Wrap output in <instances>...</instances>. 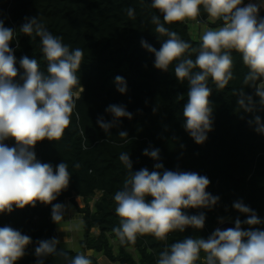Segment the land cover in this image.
I'll return each mask as SVG.
<instances>
[{
  "label": "trees",
  "instance_id": "obj_1",
  "mask_svg": "<svg viewBox=\"0 0 264 264\" xmlns=\"http://www.w3.org/2000/svg\"><path fill=\"white\" fill-rule=\"evenodd\" d=\"M248 1L243 0V5ZM151 3L152 0H0V21L14 31L9 44L18 70L14 82L23 83L20 77L24 69L19 61L24 56L36 59L42 72L46 73L47 69L40 38L20 31L26 19L38 18L70 50L80 48L84 53L77 72L83 92L79 85L74 88L78 98L69 127L60 140L45 139L33 149L36 159L52 165L54 171L60 163L67 164L68 187L51 204L37 201L35 207H14L11 213H0V227L9 226L32 241L16 264H37V241L52 238L59 241L57 253L65 251L69 259L93 251L92 256H87L92 264H100L96 255H102L108 264H157L159 254L173 243L189 237L207 239L220 226L221 219L232 223L237 218L246 220L247 214L233 207L235 202H242L264 221V134L257 133L256 125L249 123L256 116L264 122V107L259 105L254 88L243 83L249 69L242 54L231 52L233 79L223 89L217 88L209 78L212 130L203 144H197L184 128L183 109L189 83L175 76L179 60L173 61L167 71L157 69L155 55L142 47L141 41L159 50L168 38L155 32L153 15L160 16L161 23L192 48L199 49L202 41L192 38L184 21L164 23L163 15ZM129 8L134 9L132 17L128 16ZM259 16L264 17V9L260 8ZM195 18L201 19L198 27L219 28L223 24L219 19L213 24L209 22L210 16L203 6ZM196 55L186 52L181 59L195 60ZM116 76L126 82L127 91L123 94L117 91ZM241 88L256 101L253 112H246L238 105L233 89ZM110 105L124 106L132 119L119 118L106 132L97 120L114 121L113 115L106 111ZM121 131L127 137H120ZM15 144L14 138H10L11 147ZM145 149H159V160L145 156ZM122 153H128L133 173L143 168L155 171L154 165L161 163V174L170 170L206 176L210 180L206 191L219 197L217 204L182 210L187 215L203 213L204 227H186L184 232L174 230L165 239L138 234L134 241L121 243L113 232L120 226L114 195L123 189L130 175L119 159ZM151 199L146 197L147 202ZM54 204L64 206L60 222L68 216V205L80 215L84 234L81 252L62 249L58 224L51 216ZM250 227L264 230V223L256 226L242 223L243 230ZM111 240L118 243L117 251ZM204 255L201 252V259L195 264H202ZM43 264H67V260L51 254L43 258Z\"/></svg>",
  "mask_w": 264,
  "mask_h": 264
},
{
  "label": "clouds",
  "instance_id": "obj_2",
  "mask_svg": "<svg viewBox=\"0 0 264 264\" xmlns=\"http://www.w3.org/2000/svg\"><path fill=\"white\" fill-rule=\"evenodd\" d=\"M242 5L243 0H152L151 3V7L163 15L166 24L197 17L201 6L211 18L223 22L218 29L206 30L200 48L196 49L166 28L160 16L153 15L151 22L156 26L155 32L168 38L159 50L141 41L142 47L155 55L157 69L167 71L173 61L179 60L174 69L175 76L179 81L189 83L188 100L183 109L184 128L197 144H203L207 133L212 130L209 100L212 89L208 80L211 78L217 88L223 89L233 79V50L242 54L243 63L249 69L243 83L254 88L259 105L264 107V17L259 16L264 3ZM133 15L134 9L129 8L128 16ZM20 31L40 38L47 69L46 73L42 72L36 59L24 56L19 61L24 69L20 77L23 83L14 82L18 70L13 49L9 46L14 31L0 21V213H11L14 207H35L37 201L51 204L68 187L70 173L67 164L60 163L54 171L52 165L36 159L33 149L45 139L60 140L69 127L78 98L74 88L80 86L77 72L84 55L80 48L70 50L61 38L47 31L38 18L26 19ZM186 52L197 53L195 60L181 59ZM115 84L120 93L127 91L122 77L116 76ZM80 92H83L81 86ZM233 94L244 111L255 110L256 101L253 96L246 95L243 88L233 89ZM106 111L113 115L114 121L97 120L99 127L106 132L114 126L115 120L122 117L132 119V114L124 106L110 105ZM249 123L256 125L257 133L264 134V122L259 116ZM119 136L127 137V133L121 131ZM9 138H14V147L4 144ZM84 147L86 150L87 146ZM143 154L159 160V149H145ZM119 159L130 170L123 189L114 195L120 226L113 232L121 243L134 241L138 234L165 239L174 230L184 232L186 227H204L203 213L187 215L182 210L210 208L217 204L219 197L206 191L210 184L206 176L170 170L161 174V163L154 165L155 171L143 168L133 173L128 153H122ZM149 196L152 199L147 202ZM233 207L247 214L248 218L243 222L237 218L234 228H217L207 239L189 237L173 243L159 254L157 264H195L201 259V252L205 254L202 264H264V230L242 229V223L256 226L264 221L242 202H235ZM63 209L61 204L53 205V222L58 224L63 219ZM220 222L223 223V219ZM31 242V238L20 231L9 226L0 227V264H16ZM58 244L56 238L37 241V264H43V258L51 254L64 257L67 264H92L84 254L69 259L65 251L57 253Z\"/></svg>",
  "mask_w": 264,
  "mask_h": 264
},
{
  "label": "rangeland",
  "instance_id": "obj_3",
  "mask_svg": "<svg viewBox=\"0 0 264 264\" xmlns=\"http://www.w3.org/2000/svg\"><path fill=\"white\" fill-rule=\"evenodd\" d=\"M195 19L196 18H188L183 21L188 24L192 38L195 40H199V36L197 34L198 26L195 25ZM211 23H212V18H211ZM76 214L77 213L75 212V210L70 209L68 205V216L64 221L58 223L57 227H58L59 233L61 234L60 241H61L62 249L71 250L74 252H81L82 251V241L84 239L82 222L80 221L78 223L77 220L75 219H73L72 221L70 220L71 219L70 215H76ZM226 222L228 221H224L220 225ZM111 243L114 247V250L117 251L118 243L114 240H111ZM96 257L98 258L100 264H108V261L102 255H96ZM135 257H137V254H135Z\"/></svg>",
  "mask_w": 264,
  "mask_h": 264
},
{
  "label": "crops",
  "instance_id": "obj_4",
  "mask_svg": "<svg viewBox=\"0 0 264 264\" xmlns=\"http://www.w3.org/2000/svg\"><path fill=\"white\" fill-rule=\"evenodd\" d=\"M248 3H253V4H262V3H264V0H249L248 2H247V4ZM247 4H245V5H247ZM261 9H264V7H261ZM218 21V19H215V18H212V24L213 23H215V22H217ZM209 22H211V17H210V19H209ZM196 25V24H195ZM215 29H218V28H211V26H207V25H204V26H201V27H198V29H197V34H198V36H199V40H201V37H202V35H203V33L206 31V30H215ZM76 212V211H75ZM77 213V212H76ZM70 220L72 221L73 219H75V220H77V222L79 223L80 221H81V217H80V215L77 213L76 215H70ZM67 226V225H66ZM65 226V227H66ZM90 253V254H89ZM94 253H93V251H88L87 252V254H86V256H92Z\"/></svg>",
  "mask_w": 264,
  "mask_h": 264
},
{
  "label": "water",
  "instance_id": "obj_5",
  "mask_svg": "<svg viewBox=\"0 0 264 264\" xmlns=\"http://www.w3.org/2000/svg\"><path fill=\"white\" fill-rule=\"evenodd\" d=\"M4 144H5L6 146H8V147H11V145H10V138L7 139V140H5V141H4ZM227 227L234 228V227H235V223H232V222H226V223L220 225L218 228H219L220 230H224V229H226Z\"/></svg>",
  "mask_w": 264,
  "mask_h": 264
},
{
  "label": "built area",
  "instance_id": "obj_6",
  "mask_svg": "<svg viewBox=\"0 0 264 264\" xmlns=\"http://www.w3.org/2000/svg\"><path fill=\"white\" fill-rule=\"evenodd\" d=\"M200 22H201V19H198L196 23L199 24Z\"/></svg>",
  "mask_w": 264,
  "mask_h": 264
},
{
  "label": "bare ground",
  "instance_id": "obj_7",
  "mask_svg": "<svg viewBox=\"0 0 264 264\" xmlns=\"http://www.w3.org/2000/svg\"><path fill=\"white\" fill-rule=\"evenodd\" d=\"M228 228H230V227H227L226 229H228Z\"/></svg>",
  "mask_w": 264,
  "mask_h": 264
}]
</instances>
